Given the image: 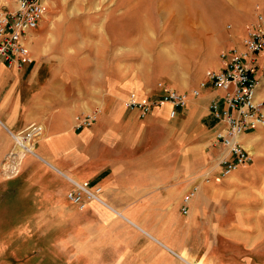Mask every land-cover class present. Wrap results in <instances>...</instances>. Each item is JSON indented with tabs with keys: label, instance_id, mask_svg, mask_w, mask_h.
<instances>
[{
	"label": "crops",
	"instance_id": "crops-1",
	"mask_svg": "<svg viewBox=\"0 0 264 264\" xmlns=\"http://www.w3.org/2000/svg\"><path fill=\"white\" fill-rule=\"evenodd\" d=\"M47 17L25 34L30 60L8 66L0 58V160L14 144L12 134L22 137L17 132L29 124L41 125L16 175L37 185L31 200L38 204L29 209L40 210V223L70 220L66 240L75 264H239L240 246L250 249L264 239V125L240 136L251 160L221 176L214 134L222 121L209 108L213 98L223 104L221 88L208 81L193 95L200 78H140L122 68L96 73L83 48L69 47L71 31ZM263 60L257 59L255 74ZM256 77L257 95L264 97V75ZM160 80L187 91L186 102H158ZM131 94L151 103L145 114L126 106ZM95 107L96 119L78 127L76 116ZM72 180L99 185L101 200L77 206L66 196ZM193 184L183 213L182 195ZM262 252L257 262L256 250H248L246 264H264Z\"/></svg>",
	"mask_w": 264,
	"mask_h": 264
},
{
	"label": "rangeland",
	"instance_id": "rangeland-1",
	"mask_svg": "<svg viewBox=\"0 0 264 264\" xmlns=\"http://www.w3.org/2000/svg\"><path fill=\"white\" fill-rule=\"evenodd\" d=\"M6 1L8 7L15 5ZM44 5L49 24L71 31L69 47L83 48L95 62L96 73L122 68L129 76L177 82L201 80L207 69L217 68L220 51L240 46L256 13L264 14V0H44ZM72 36L82 38L81 43ZM258 67L256 74L264 75V60ZM259 147L264 153V142ZM4 155L0 160V264H75L66 240L70 220L57 225L53 217L50 223H40V210L29 209L38 204L31 200L37 185L28 184L29 179L18 173L6 177L1 165ZM228 244H222L225 253L232 250ZM249 247L240 246L239 264H246L248 250H256L257 262L262 259L263 237Z\"/></svg>",
	"mask_w": 264,
	"mask_h": 264
},
{
	"label": "built area",
	"instance_id": "built-area-1",
	"mask_svg": "<svg viewBox=\"0 0 264 264\" xmlns=\"http://www.w3.org/2000/svg\"><path fill=\"white\" fill-rule=\"evenodd\" d=\"M13 2L15 4L13 7L0 6V58L8 66L20 64L22 60H30L29 50L25 44V34L38 25L45 8L42 0H13ZM219 57L220 65L217 68L207 69L204 78L190 91L193 95H197L200 87L205 86L208 81L223 91V104L219 99L213 98L209 108L222 121V126L214 134L216 141L220 143L214 165L216 164L219 168L220 175L225 176L239 165L251 160V152L242 144L241 134L248 127L264 125V97L257 95L258 78L254 70L257 59H264V14L256 13L251 24L247 26L245 35L241 38L240 46L221 50ZM157 84L162 89L158 102L169 101L173 106H180L186 102L187 91H179L161 80ZM125 104L129 108L140 109L141 114H145L151 105L150 102L137 99L133 94L129 95ZM98 111L99 107H95L88 112L78 114L77 126L90 125L96 119ZM174 112L175 109L172 108L170 114L173 115ZM40 132L41 125L32 123L17 133L21 134L22 139L33 144ZM12 136L15 145L17 137L15 134ZM27 152L31 150L26 148L21 156L15 148L6 152L3 162L11 161V169L9 170V166L2 167L3 172L9 171L11 177L17 174L21 157ZM15 163L16 167H14ZM4 175L6 176L5 173ZM203 175L206 180L209 176L208 170H205ZM72 181L74 188L68 190L66 196L80 208L88 199L101 200L99 185L92 186L87 180ZM196 189L197 184H193L183 193L180 202V210L183 213L188 212L189 201Z\"/></svg>",
	"mask_w": 264,
	"mask_h": 264
},
{
	"label": "bare ground",
	"instance_id": "bare-ground-1",
	"mask_svg": "<svg viewBox=\"0 0 264 264\" xmlns=\"http://www.w3.org/2000/svg\"><path fill=\"white\" fill-rule=\"evenodd\" d=\"M17 136V135H16ZM18 136H21V135H18ZM23 137H17V146H16V150H18L19 154H23L24 153V150L26 148H29L30 150L31 149V146L29 145V143L27 142L26 139H22ZM9 166V170L11 169V161L9 162H4L3 164V168H7ZM17 164L15 163V166L16 167ZM5 171V170H4ZM6 175L8 176H11V174L9 175V171H5Z\"/></svg>",
	"mask_w": 264,
	"mask_h": 264
}]
</instances>
